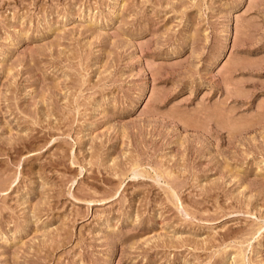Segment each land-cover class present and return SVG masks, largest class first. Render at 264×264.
<instances>
[{
	"label": "rangeland",
	"instance_id": "374dc122",
	"mask_svg": "<svg viewBox=\"0 0 264 264\" xmlns=\"http://www.w3.org/2000/svg\"><path fill=\"white\" fill-rule=\"evenodd\" d=\"M0 264H264V0H0Z\"/></svg>",
	"mask_w": 264,
	"mask_h": 264
}]
</instances>
